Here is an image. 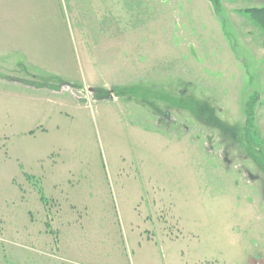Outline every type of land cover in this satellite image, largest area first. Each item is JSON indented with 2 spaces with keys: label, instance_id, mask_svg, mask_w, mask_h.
I'll use <instances>...</instances> for the list:
<instances>
[{
  "label": "rangeland",
  "instance_id": "1",
  "mask_svg": "<svg viewBox=\"0 0 264 264\" xmlns=\"http://www.w3.org/2000/svg\"><path fill=\"white\" fill-rule=\"evenodd\" d=\"M135 2L0 0V77L47 78L58 110L28 136L4 105L30 92L0 81V264L24 226L59 237L57 264H264V172L237 134L264 99L252 1Z\"/></svg>",
  "mask_w": 264,
  "mask_h": 264
},
{
  "label": "crops",
  "instance_id": "2",
  "mask_svg": "<svg viewBox=\"0 0 264 264\" xmlns=\"http://www.w3.org/2000/svg\"><path fill=\"white\" fill-rule=\"evenodd\" d=\"M205 1L209 2L208 0ZM251 1L252 3L250 6H241L239 10L264 7V0ZM152 3L153 0H136L134 3V8H136L134 10L131 9L130 19L136 20L138 17L146 18L149 17V15H152ZM138 8L140 10H137ZM238 15L241 26H243V28L248 27L246 30L243 29L245 35L247 34V42L254 45V48L258 52V58H264V32L246 14L240 12ZM114 23L116 24L117 21L115 20L113 23L106 25L108 28L107 30L114 31L117 29ZM18 78L20 81L17 80ZM0 81L2 83H9L10 81L21 83L24 85L22 88L30 92H25L24 94L21 92L19 98H23V101L20 105L11 106L10 102H8L7 105H4V107L9 110V116L7 118L9 123L17 120L18 123L21 124L20 130L28 136L36 135L35 133H30L32 130L31 127H35L36 124L38 126L40 123H43L45 124V127L40 131L47 133L50 129L47 125H52V115H56L57 119L58 110L55 107V96H57L56 85L52 83V81L47 83V78L45 77H29L27 79L26 77H0ZM46 92L49 93V96ZM258 96L260 97V95ZM25 102L27 104H24ZM261 102L263 103L260 106L259 104L257 106L255 127L264 139V99H262ZM43 115H46L44 120L42 119ZM37 129L39 128L37 127ZM30 219L31 220L28 224H33L37 221L32 213H30ZM23 230L25 233H21V236H18L16 233V241H11L9 236L4 237L3 235L2 241L10 245L8 250L3 253L4 261H6L5 264H57L58 259L63 260L58 255V252L60 251L59 237L57 238L59 245L58 250L54 252L51 250V238H53V236L49 233V231L44 230L43 232L41 227L38 228L37 233L36 231H33L30 234H27L28 231L26 230V226H24Z\"/></svg>",
  "mask_w": 264,
  "mask_h": 264
},
{
  "label": "trees",
  "instance_id": "3",
  "mask_svg": "<svg viewBox=\"0 0 264 264\" xmlns=\"http://www.w3.org/2000/svg\"><path fill=\"white\" fill-rule=\"evenodd\" d=\"M215 11H218L221 6V0H208ZM241 13L246 14L258 27L262 29L264 32V7L260 8H246L241 9ZM259 97L258 95H253L250 100L246 103L245 116L246 120L244 121V125L242 126L241 133L238 134V140L242 141L247 145L250 151L249 154L252 156L253 162L264 172V139L258 132L255 127V115H256V107L258 106ZM199 117L203 116L202 110H199ZM214 115L207 118L208 120L212 119ZM211 124L219 128H225L221 123H213L208 121ZM254 125V126H253ZM230 131H235V129H229ZM243 130V132H242ZM235 133V132H234ZM241 134L244 136L241 137ZM246 141V142H245Z\"/></svg>",
  "mask_w": 264,
  "mask_h": 264
},
{
  "label": "flooded vegetation",
  "instance_id": "4",
  "mask_svg": "<svg viewBox=\"0 0 264 264\" xmlns=\"http://www.w3.org/2000/svg\"><path fill=\"white\" fill-rule=\"evenodd\" d=\"M168 113H166V115H167Z\"/></svg>",
  "mask_w": 264,
  "mask_h": 264
}]
</instances>
